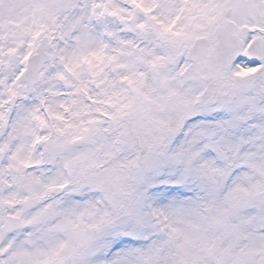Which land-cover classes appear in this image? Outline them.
I'll return each instance as SVG.
<instances>
[{
    "label": "snow or ice",
    "instance_id": "obj_1",
    "mask_svg": "<svg viewBox=\"0 0 264 264\" xmlns=\"http://www.w3.org/2000/svg\"><path fill=\"white\" fill-rule=\"evenodd\" d=\"M0 264H264V0H0Z\"/></svg>",
    "mask_w": 264,
    "mask_h": 264
}]
</instances>
